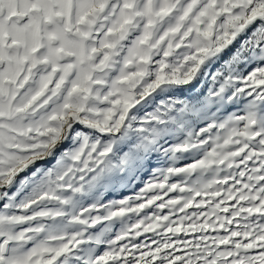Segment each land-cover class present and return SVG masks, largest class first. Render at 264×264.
<instances>
[{"label":"snow or ice","instance_id":"obj_1","mask_svg":"<svg viewBox=\"0 0 264 264\" xmlns=\"http://www.w3.org/2000/svg\"><path fill=\"white\" fill-rule=\"evenodd\" d=\"M0 264H264V0H0Z\"/></svg>","mask_w":264,"mask_h":264}]
</instances>
